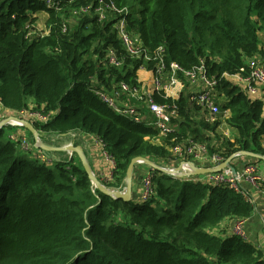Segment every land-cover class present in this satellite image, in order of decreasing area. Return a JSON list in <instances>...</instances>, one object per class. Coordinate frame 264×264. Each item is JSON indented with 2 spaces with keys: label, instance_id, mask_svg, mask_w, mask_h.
<instances>
[{
  "label": "trees",
  "instance_id": "obj_1",
  "mask_svg": "<svg viewBox=\"0 0 264 264\" xmlns=\"http://www.w3.org/2000/svg\"><path fill=\"white\" fill-rule=\"evenodd\" d=\"M46 1L0 0V103L17 116L39 114L30 120L45 143L94 134L115 163L102 182L120 189L134 157L178 166L171 151L178 143H206L209 155L223 159L241 151L264 156V103L227 78L252 57L263 61L264 0H112L130 8L129 30L144 52L154 57L163 47L164 75L171 62L185 69L205 62L219 80V117L230 110L226 120L238 130L234 141L218 134L220 119L208 121L191 102L188 85L175 98L153 93L177 109L168 135L150 113L137 122L113 109L97 92L112 93L121 81L140 88L139 70H155L159 59L128 55L113 20L95 13L99 0ZM83 5L89 12H79ZM41 11L48 32L38 30ZM111 47L124 56L121 67L108 63ZM23 136L35 142L25 127L0 128V264H264L262 249L221 227L227 217L253 213L244 190L152 169L155 194L135 204L96 188L76 153L53 161L44 149H25ZM40 151L51 162L39 159Z\"/></svg>",
  "mask_w": 264,
  "mask_h": 264
},
{
  "label": "built area",
  "instance_id": "obj_2",
  "mask_svg": "<svg viewBox=\"0 0 264 264\" xmlns=\"http://www.w3.org/2000/svg\"><path fill=\"white\" fill-rule=\"evenodd\" d=\"M46 3L48 6L53 4L50 0H47ZM89 9V5H83L80 7L79 12L86 13L89 12ZM130 12L131 10L129 7H119L112 0H99L95 9V13L98 14L99 20H113V29L128 55L137 58L143 57L145 60L159 59L155 70L151 71L153 73V85L155 89L147 90L143 87H134L125 81H121L117 89L112 93L105 92L104 90L98 91L97 93L100 95L101 99L116 111L124 115L132 116L137 122L145 121L148 119V113L152 114L153 120L151 123H154L158 127L160 135H168L175 129V125L172 124V118L177 115V109L176 107L169 108L167 105L158 103L153 97V93L155 91L164 90L168 96L175 98L178 97L179 91L184 89L186 87V82H188V84L193 87V90L190 92L191 102L200 107L205 119L212 122L218 120L221 110L215 97L214 90L219 80L216 76L208 75L205 62L201 61L199 65L191 69H185L177 62H171L169 65L170 72L164 75L165 62L162 58L163 47H159L154 57L148 52L143 51L139 35L129 30L127 16ZM75 14H78V12L75 11ZM64 30H66V26ZM258 58H250L247 62V66L242 67L236 74L240 80L245 82L246 86L244 88L248 94H254L259 88L264 87V64L263 61ZM106 59L110 65L116 67H121L124 63V56L112 47L107 49ZM247 70L248 74L246 75L245 72ZM176 87L180 90L177 96H173L171 93ZM133 101H137L139 104L133 103ZM143 108L146 112L142 110ZM32 115L40 117L37 113H32ZM38 143L37 141L31 143L26 136L22 137V146L27 150L33 148V146L39 148ZM171 151L177 156L179 164L181 162L184 163L183 171L191 170L187 161H193L198 166H206L203 163L209 162L210 165L208 167H214L224 160L218 154L209 155L206 143L193 141H190L189 144L178 143L171 148ZM36 156L42 161L51 162L41 151L38 152ZM163 166L172 167L168 165ZM109 175L112 176V171ZM204 176L205 179L202 178L203 180L212 183H226L238 191H243L241 182L245 177L249 178L254 184L259 182L255 167L252 164H247L243 172L240 173L237 171L236 175H234L229 168H226L221 172L206 174ZM108 177L110 176H106L104 179ZM153 178L154 174L151 169L143 180L142 199L144 200H149L155 194ZM244 195L249 201H252L245 191ZM243 221L244 218H239L234 224V232L241 236L243 235Z\"/></svg>",
  "mask_w": 264,
  "mask_h": 264
},
{
  "label": "crops",
  "instance_id": "obj_3",
  "mask_svg": "<svg viewBox=\"0 0 264 264\" xmlns=\"http://www.w3.org/2000/svg\"><path fill=\"white\" fill-rule=\"evenodd\" d=\"M45 15L47 21L48 19L47 12ZM45 32H48L47 25L45 27ZM262 60L264 62V58ZM138 75H139V82L141 83V87L147 90L155 89L153 85V73L151 71H148L146 69H141L139 70ZM227 78H229L230 80L234 81L235 83H237L242 87L246 86L245 82L243 80H240L236 74L227 75ZM188 88L189 91L193 90V87L190 86L189 84H188ZM183 90L184 89H182L181 91ZM181 91H179V93ZM249 95L255 99L262 100L264 103V87L259 88L256 91V93ZM0 106L2 109L4 108L1 103ZM32 113L35 112H31L27 110L21 112V115H23L24 118L31 121L30 120L31 117H37L36 115H32ZM230 115H231L230 110H226L222 115V117H219L221 123L217 128V132L218 134L223 135L224 137L234 141L238 134V130L232 127L227 122L226 119L230 117ZM263 116H264V112H263ZM50 139H51L49 142L50 144L49 143L48 144L56 147L65 146L73 143L82 145L84 149V153L87 157V160L94 174L99 179H101V181L106 176H110L108 177V179H111V175H109V173H111V171L113 170L115 163L113 162V159L109 157L110 155L108 156V153L104 150L103 144L94 134H89L85 132H73L65 136L54 135ZM156 142L160 143V140H157ZM262 143L264 146V137ZM53 152L54 155L49 156L53 161L60 159L64 160L67 156L69 157L71 155V152L68 151L67 152L53 151ZM233 163L236 166L237 171L240 173L243 172V169L247 164H252L255 167L256 175L259 178V182H257L256 184L250 181L249 178L247 177H245L241 182V186L243 190L250 196L252 200L251 202L254 205L253 213L250 216L244 218V221L242 223V227H243L242 237H244V239L255 244L257 247H259L264 251V191L261 188V181H264V158H256L241 154L234 158ZM150 170L151 168L144 163H138L134 168L132 199L134 198L135 204H143V199H142L143 180L145 175ZM203 179H205V176L203 177ZM237 219L238 217H227L221 222V227H225L231 231H234V224L237 221Z\"/></svg>",
  "mask_w": 264,
  "mask_h": 264
},
{
  "label": "water",
  "instance_id": "obj_4",
  "mask_svg": "<svg viewBox=\"0 0 264 264\" xmlns=\"http://www.w3.org/2000/svg\"><path fill=\"white\" fill-rule=\"evenodd\" d=\"M16 122L17 124L25 127L29 131L32 132L35 142L38 143V147L41 149H44L46 151H68L73 153H76L77 156L80 158L84 169L86 170L88 177L91 179L93 185L98 188L100 191L104 192L105 194L110 195L111 197L115 199H123L124 201H131L133 196V174H134V168L136 164L138 163H144L148 165L151 169H155L161 172H165L168 174H171L173 176L177 177H193L198 175H206V174H212V173H218L222 170L229 168L234 175L237 174V168L233 165V160L235 157L244 154L247 156H252L256 158H264V156H261L259 154H256L254 152L249 151H241L236 152L224 159L222 162H220L218 165L214 167H208V166H198L193 161H187L190 171H183V165L184 163L181 162L178 166L175 167H165L152 159L145 157V156H137L132 158L126 172V187L124 189H117V188H111L106 186L101 179H99L94 172L91 169V166L87 160V157L84 153V149L82 145L79 144H69L65 146H51L47 143H45L42 138L40 132L37 130V128L34 126V123L32 121H29L26 118L19 117L17 115H11L7 117L6 119L0 121V128L8 125L10 122ZM71 155V156H72ZM70 156V157H71Z\"/></svg>",
  "mask_w": 264,
  "mask_h": 264
},
{
  "label": "rangeland",
  "instance_id": "obj_5",
  "mask_svg": "<svg viewBox=\"0 0 264 264\" xmlns=\"http://www.w3.org/2000/svg\"><path fill=\"white\" fill-rule=\"evenodd\" d=\"M46 12L45 11H41L38 13V21H37V27L38 30H41L43 32H45V27H46ZM42 27V28H41ZM256 58H258V56H255ZM253 58V57H252ZM259 59V58H258ZM260 60V59H259ZM264 64V62H263ZM237 74V73H236ZM235 75V74H233ZM188 85V82H186V86ZM178 93V87H176L173 91H172V95L173 96H177ZM133 103H137V101H133ZM11 115H16L14 112L7 110V109H2L0 106V121L6 119L7 117L11 116ZM19 117H23V115H20ZM24 118V117H23ZM8 125H16L18 126L19 124H17L16 122H10ZM7 126V125H6ZM18 127H21L20 125ZM17 128H14L13 131H16ZM28 136V135H27ZM29 138V137H28ZM54 152L53 151H46V155L48 156H53ZM70 157V156H69ZM126 187V186H125ZM124 187V188H125ZM123 188V189H124ZM120 189V188H117Z\"/></svg>",
  "mask_w": 264,
  "mask_h": 264
}]
</instances>
